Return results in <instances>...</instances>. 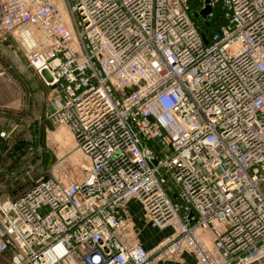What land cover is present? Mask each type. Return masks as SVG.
Segmentation results:
<instances>
[{"label": "built area", "instance_id": "built-area-1", "mask_svg": "<svg viewBox=\"0 0 264 264\" xmlns=\"http://www.w3.org/2000/svg\"><path fill=\"white\" fill-rule=\"evenodd\" d=\"M64 1L0 0L87 162L0 198L5 264H264V0H202L210 36L191 0Z\"/></svg>", "mask_w": 264, "mask_h": 264}, {"label": "rangeland", "instance_id": "rangeland-1", "mask_svg": "<svg viewBox=\"0 0 264 264\" xmlns=\"http://www.w3.org/2000/svg\"><path fill=\"white\" fill-rule=\"evenodd\" d=\"M201 4L202 0H191V16L210 36L213 28L203 16H197ZM46 79L29 66L16 36L0 31V198L19 197L59 168L68 174L65 182L74 180L75 174L81 175V165L87 164L75 140L72 144L63 137L69 133L74 139L72 130L51 118L52 90ZM143 233L147 237L149 232ZM7 261L1 259L0 264Z\"/></svg>", "mask_w": 264, "mask_h": 264}, {"label": "bare ground", "instance_id": "bare-ground-1", "mask_svg": "<svg viewBox=\"0 0 264 264\" xmlns=\"http://www.w3.org/2000/svg\"><path fill=\"white\" fill-rule=\"evenodd\" d=\"M57 5H58V7L60 8V10L63 12V15H64V18L67 20V21H70L71 20V17H70V13H69V10H68V8H67V5H66V2L64 1V0H57ZM33 31V33H34V35L35 36H38L39 35V32H37L36 30H32ZM69 128V127H68ZM71 130V129H70ZM64 132V131H63ZM72 132V131H71ZM69 135V136H68ZM72 136V134H69V133H66V135L65 136H63V137H65L66 138V140H67V142H71L72 141V144H73V141L75 140V139H73V137H71ZM74 136V135H73ZM65 140V141H66ZM75 142V141H74ZM75 144H76V142H75ZM82 160V158H77V161H81ZM83 161V160H82ZM81 161V162H82ZM84 165H87V164H82L81 165V167L82 166H84ZM79 169V168H78ZM65 176V175H64ZM70 181H72L71 179H68L67 180V182H70ZM134 209H136L135 207H134ZM144 234V233H143ZM149 234V233H148ZM148 234H146V236L148 237Z\"/></svg>", "mask_w": 264, "mask_h": 264}, {"label": "water", "instance_id": "water-1", "mask_svg": "<svg viewBox=\"0 0 264 264\" xmlns=\"http://www.w3.org/2000/svg\"><path fill=\"white\" fill-rule=\"evenodd\" d=\"M210 0H206L207 3H209ZM212 10V7L211 5L207 4V6L203 9L200 10V12L197 14L198 15H201L203 17H206L208 13H210Z\"/></svg>", "mask_w": 264, "mask_h": 264}, {"label": "crops", "instance_id": "crops-1", "mask_svg": "<svg viewBox=\"0 0 264 264\" xmlns=\"http://www.w3.org/2000/svg\"><path fill=\"white\" fill-rule=\"evenodd\" d=\"M150 228H148L147 229V232H149V236L151 235V236H155L154 237V240H156L157 239V237H158V232L156 231V230H154V229H152V230H149ZM154 230V231H153ZM152 238V237H151Z\"/></svg>", "mask_w": 264, "mask_h": 264}, {"label": "trees", "instance_id": "trees-1", "mask_svg": "<svg viewBox=\"0 0 264 264\" xmlns=\"http://www.w3.org/2000/svg\"><path fill=\"white\" fill-rule=\"evenodd\" d=\"M207 24L210 26V24H209V23H207ZM210 27H211V26H210ZM1 259H4V257H3V256H0V260H1Z\"/></svg>", "mask_w": 264, "mask_h": 264}]
</instances>
